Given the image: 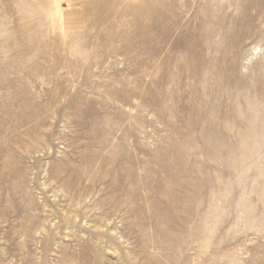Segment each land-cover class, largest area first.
<instances>
[{
	"label": "rangeland",
	"instance_id": "rangeland-1",
	"mask_svg": "<svg viewBox=\"0 0 264 264\" xmlns=\"http://www.w3.org/2000/svg\"><path fill=\"white\" fill-rule=\"evenodd\" d=\"M0 264H264V0H0Z\"/></svg>",
	"mask_w": 264,
	"mask_h": 264
},
{
	"label": "bare ground",
	"instance_id": "bare-ground-1",
	"mask_svg": "<svg viewBox=\"0 0 264 264\" xmlns=\"http://www.w3.org/2000/svg\"><path fill=\"white\" fill-rule=\"evenodd\" d=\"M181 58V57H180Z\"/></svg>",
	"mask_w": 264,
	"mask_h": 264
}]
</instances>
